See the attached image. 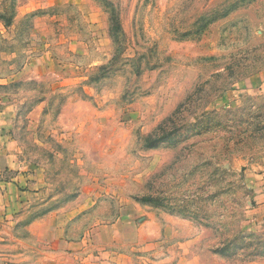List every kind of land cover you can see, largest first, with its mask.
<instances>
[{
    "label": "rangeland",
    "instance_id": "rangeland-1",
    "mask_svg": "<svg viewBox=\"0 0 264 264\" xmlns=\"http://www.w3.org/2000/svg\"><path fill=\"white\" fill-rule=\"evenodd\" d=\"M0 17V100L41 184L0 217V264H264V0H0ZM138 55L158 67L135 75Z\"/></svg>",
    "mask_w": 264,
    "mask_h": 264
},
{
    "label": "crops",
    "instance_id": "crops-1",
    "mask_svg": "<svg viewBox=\"0 0 264 264\" xmlns=\"http://www.w3.org/2000/svg\"><path fill=\"white\" fill-rule=\"evenodd\" d=\"M16 115L14 104L0 100V217L10 208V200L20 206L41 190V184L33 179L38 171L36 162L21 158L22 148L13 136Z\"/></svg>",
    "mask_w": 264,
    "mask_h": 264
},
{
    "label": "trees",
    "instance_id": "trees-1",
    "mask_svg": "<svg viewBox=\"0 0 264 264\" xmlns=\"http://www.w3.org/2000/svg\"><path fill=\"white\" fill-rule=\"evenodd\" d=\"M0 20L3 22L4 19L2 17H0ZM5 25H7V23L4 21ZM0 36H2V33L0 31ZM5 41V40H4ZM115 57V56H114ZM120 56H118L116 58V60H111L110 62H108V64L102 65L97 67V72L93 75L90 76V79L86 82H84L85 84L88 85H93L95 82H100L101 79L105 78V73L109 72L113 65L115 63H117V60ZM264 56H261L260 54L254 56L252 58V60L254 62L256 61H264ZM146 55H138L137 57L134 58H127L124 60V64L128 65L131 69V71L137 75L140 76L143 71H145L146 69H154L156 67H158L157 62H155L153 65L151 64L152 62H146ZM237 68L233 67L231 64L230 66L225 67L224 71H219L217 73H215L211 80L204 82L202 85H199L195 91L192 93V95L190 97H188V99H186V101L184 102V104L180 105L178 107V109H176L169 117H167L162 124L160 125V127L156 130H154L153 132L149 133L148 135H146L144 137V141H145V145L147 147H156L157 143H159L160 141H162L163 139H165L166 137L172 135L173 133L178 131V128L182 127V125H184V116L183 114L185 112H187L188 107H191V105H195L194 103H197L196 108H195V112L199 111V110H204L206 108V104L202 105L204 96L203 94L206 92H210L212 91V89H215V85H217V81L219 79H222V82L220 84L221 87H225L227 86L230 82L234 81L235 78H238L239 76L237 75V69H240L242 67H240V65L237 64ZM209 86H211V89L209 88ZM82 91H84V88H81ZM197 95V98L194 99V96ZM186 106L185 108H182ZM137 200L140 201H154L155 196H142V197H137ZM254 235V234H253ZM250 238V236H246L244 237L246 240V238ZM259 238V243H261L262 241V237H258ZM251 247V246H250Z\"/></svg>",
    "mask_w": 264,
    "mask_h": 264
}]
</instances>
